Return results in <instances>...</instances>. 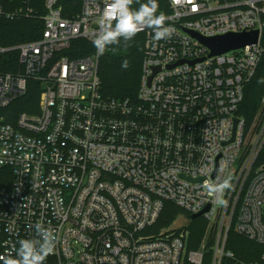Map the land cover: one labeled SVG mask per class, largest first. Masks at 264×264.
<instances>
[{"label":"built area","instance_id":"1","mask_svg":"<svg viewBox=\"0 0 264 264\" xmlns=\"http://www.w3.org/2000/svg\"><path fill=\"white\" fill-rule=\"evenodd\" d=\"M108 2L82 0L74 12L63 0H44L41 37L0 46V55L18 54L21 68L0 72V255L15 257L19 240L36 238L38 221L57 236L45 264H203L208 251L211 264H221L234 261L225 250L232 221L238 235L264 247V117L252 142L255 131L245 134L237 114L263 54L264 0H160L157 14L174 31L159 42L151 29L139 32L134 101L101 96L96 49L69 53L75 40L93 45ZM253 32L255 44L212 56L193 36ZM28 80L40 84L38 112L15 115L9 106ZM228 177L223 207L204 183ZM166 202L188 215L176 221L208 208L199 250H187L182 225L155 228ZM233 264H264V254Z\"/></svg>","mask_w":264,"mask_h":264},{"label":"trees","instance_id":"2","mask_svg":"<svg viewBox=\"0 0 264 264\" xmlns=\"http://www.w3.org/2000/svg\"><path fill=\"white\" fill-rule=\"evenodd\" d=\"M82 0H63L65 5L74 8V12L79 10ZM160 0H158L159 3ZM146 0H140L144 3ZM4 13L11 15L20 8H28L34 14L31 17H12L6 14L0 18V46L10 47L24 42H31L39 39L43 32V21L40 19L45 14L44 0H2ZM133 8H138L139 3H134ZM26 10V9H25ZM64 16H74L76 14H63ZM145 37L138 33L126 49L123 41L119 46H109L104 54L99 57L98 75L101 80L100 94L106 100H135L141 76V66L144 53ZM261 45L263 54L258 65L256 74L252 81L246 85L243 101L238 109V116L244 120V133L257 131L263 120L264 110V31L262 33ZM115 48V52H113ZM95 47L84 40H75L71 43V58H81L94 53ZM127 59L129 67L122 68V62ZM18 54L16 52L0 55V72L17 73L20 71ZM40 84L33 80L27 81L25 94L15 100L9 109L15 115L19 113L36 114L38 112ZM261 155L264 156V150ZM184 215L182 210L174 204L166 202L159 219L155 225L157 230L169 227L179 216ZM206 221L202 218L188 221L187 250L196 251L204 235ZM225 250L234 255V261L244 263H256L260 261L264 254V247L252 242L240 235L234 229L232 221ZM233 260L223 259L221 264H233ZM203 264H211V254L203 258Z\"/></svg>","mask_w":264,"mask_h":264},{"label":"clouds","instance_id":"3","mask_svg":"<svg viewBox=\"0 0 264 264\" xmlns=\"http://www.w3.org/2000/svg\"><path fill=\"white\" fill-rule=\"evenodd\" d=\"M134 3H139V7L133 8ZM158 9V0H146L144 3L140 0H110L99 20V34L93 40L97 54H104L109 46H119L121 41L126 49L130 46L129 41L145 28L152 30L156 42L170 39L174 29L166 26L167 17L163 12L157 14ZM112 50L115 52V48ZM128 67L129 61L125 59L122 68ZM204 187L216 196L218 205L227 206L228 201L221 197L225 190L233 187L231 177L217 183L205 181ZM34 227L36 238L19 240V248H14L15 257L11 253L0 255L3 264H45L47 257L54 254L57 243L55 230L46 228L39 221Z\"/></svg>","mask_w":264,"mask_h":264},{"label":"water","instance_id":"4","mask_svg":"<svg viewBox=\"0 0 264 264\" xmlns=\"http://www.w3.org/2000/svg\"><path fill=\"white\" fill-rule=\"evenodd\" d=\"M195 38H197L203 45H205L211 51L212 55H219L222 53H226L232 50H236L242 48L246 45L255 44L257 41V33H243V34H229L222 37H216L211 39H203L198 37L197 35L193 34ZM237 123V120L234 121ZM208 208L204 211L191 215L189 218L190 220H196L199 218L203 212H206Z\"/></svg>","mask_w":264,"mask_h":264},{"label":"rangeland","instance_id":"5","mask_svg":"<svg viewBox=\"0 0 264 264\" xmlns=\"http://www.w3.org/2000/svg\"><path fill=\"white\" fill-rule=\"evenodd\" d=\"M25 9L27 10L28 8H20L19 10H23L25 11ZM101 82V80H100ZM264 112V110H263ZM264 115V113H263ZM261 131V130H260ZM260 131H255V133L252 135V138H251V141L253 142L255 140V138L259 135ZM183 226L187 229V226H188V222L186 221V219L184 217H180L176 220H174V222L171 224V226ZM210 228V224L206 221V224H205V227H204V235H203V238L201 239V242L199 244V249H200V246L201 244L205 241V238L207 236V233H208V230ZM216 230H217V226L216 225H213L212 226V229L208 235V240H207V247L210 248L211 246H213V243H214V238H215V233H216ZM198 249V250H199ZM197 251V250H196ZM209 254H211V252L208 251ZM185 255V253H184Z\"/></svg>","mask_w":264,"mask_h":264}]
</instances>
